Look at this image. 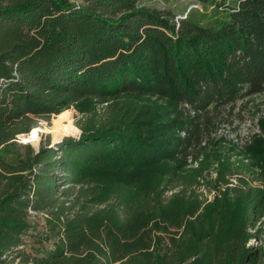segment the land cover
<instances>
[{"label":"trees","instance_id":"1","mask_svg":"<svg viewBox=\"0 0 264 264\" xmlns=\"http://www.w3.org/2000/svg\"><path fill=\"white\" fill-rule=\"evenodd\" d=\"M147 1L0 0V150L38 117L83 114L78 138L0 155V264L20 256L28 209L67 201L76 211L34 264H165L150 248L172 229L187 264H260L264 188L230 178L262 166L264 138L217 129L264 91V0H194L208 19Z\"/></svg>","mask_w":264,"mask_h":264},{"label":"rangeland","instance_id":"2","mask_svg":"<svg viewBox=\"0 0 264 264\" xmlns=\"http://www.w3.org/2000/svg\"><path fill=\"white\" fill-rule=\"evenodd\" d=\"M73 1L80 2L81 0ZM235 1L227 0V4H234ZM147 2L157 7L170 8L177 17H185L191 12L197 13L198 15H205L208 19L209 15L213 12L212 8L205 7L194 0H148ZM64 110H67L65 112L69 116L66 121L68 123L59 121L53 127L55 123V121L53 123V119L57 118V115H52L48 119L43 116L38 117L36 119V127L23 136L25 138L24 141L20 137L22 134H18L14 140L1 148V157L10 161L12 159L22 158L28 149L37 151L41 145L52 144L59 139L67 137L78 138L80 135L78 123L83 119V114H80L73 107ZM221 115L222 119L220 120L217 134L227 135L229 138L234 139L240 146H245L248 143L251 144L252 137L254 136L264 138V123L262 125V121H264V91L253 97L239 99L233 106L223 108ZM33 135H35L36 140H31ZM261 161L262 166L253 167L255 171L243 173L242 176L234 175L231 177L230 181L232 183L230 185L236 184L244 188L248 186L264 188V161ZM237 176H240L243 181ZM180 188L178 186L175 189L179 190ZM174 191L167 192L166 197H170ZM198 194H200V199L208 203L214 199V196L218 192L200 189L198 190ZM76 209L77 206H73L70 201H67L60 209L37 211L34 215L28 213L26 220L29 227L22 233V246L18 247L21 254L15 258H9L5 264H34L35 260L46 258L60 241L59 231L62 221L66 216H71ZM172 231L173 233L170 234L159 233L161 236L160 244L157 246V239H155L151 244L150 250L156 254L158 253L161 258H164L165 264H187L190 260L185 262L178 260L177 246L171 240L172 237H175L177 240L175 242H178L181 240V235L180 233L175 234L174 229ZM250 244L256 248H263L260 264H264V233L259 239L252 240Z\"/></svg>","mask_w":264,"mask_h":264},{"label":"built area","instance_id":"3","mask_svg":"<svg viewBox=\"0 0 264 264\" xmlns=\"http://www.w3.org/2000/svg\"><path fill=\"white\" fill-rule=\"evenodd\" d=\"M28 213L34 215V214H36L37 212L34 211V210H32V209H28ZM21 246H22V245H20L19 247H21Z\"/></svg>","mask_w":264,"mask_h":264},{"label":"bare ground","instance_id":"4","mask_svg":"<svg viewBox=\"0 0 264 264\" xmlns=\"http://www.w3.org/2000/svg\"><path fill=\"white\" fill-rule=\"evenodd\" d=\"M24 135H25V133H22V135L20 136V137L22 138L23 141H24V139H25V138L23 137ZM33 139L36 140V139H35V135H33V138H32L31 140H33ZM56 141H57V140H56Z\"/></svg>","mask_w":264,"mask_h":264},{"label":"water","instance_id":"5","mask_svg":"<svg viewBox=\"0 0 264 264\" xmlns=\"http://www.w3.org/2000/svg\"><path fill=\"white\" fill-rule=\"evenodd\" d=\"M61 140H62V139H59L58 141H55V142H53L52 144H54V143H56V142H59V141H61ZM52 144H51V145H52Z\"/></svg>","mask_w":264,"mask_h":264}]
</instances>
